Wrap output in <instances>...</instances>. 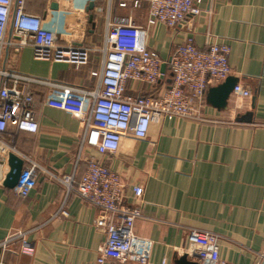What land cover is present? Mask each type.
Instances as JSON below:
<instances>
[{
	"label": "crops",
	"instance_id": "crops-1",
	"mask_svg": "<svg viewBox=\"0 0 264 264\" xmlns=\"http://www.w3.org/2000/svg\"><path fill=\"white\" fill-rule=\"evenodd\" d=\"M119 1L24 0V10L40 16L55 31L57 43L69 41L89 49L85 64L34 58L29 43L18 46L8 22L0 69L45 81L25 84L35 102L38 130L15 135L17 153L61 175L74 171L75 182L88 156L117 171L124 184L123 202L142 213L133 225V251L141 252L146 262L131 264H184L179 260L183 254L189 262L196 261L187 239L191 229L219 236L224 264H264V0H200V12L187 16L180 28L147 26L146 2L132 8L120 7ZM114 17H129L143 28V43L165 63V76L155 87L127 80L125 95H148L155 88L161 93L170 82L169 56L185 35H191L198 47L214 38L229 47V75L248 88L250 96L229 94L220 110L206 102L203 120L152 122L143 138L123 135L114 153L99 154L84 146L74 168L83 123L46 104L47 97L63 93L49 83L88 90L98 86L92 73L101 68V48ZM246 112L252 114L251 122L235 120ZM7 170L0 156V242L13 232L35 229L24 235L25 244L19 238L0 249V264H96L104 239L94 225L96 208L74 191L67 195L42 171H37L27 195L20 196L2 184ZM132 185L141 187L139 197L133 195Z\"/></svg>",
	"mask_w": 264,
	"mask_h": 264
},
{
	"label": "built area",
	"instance_id": "built-area-1",
	"mask_svg": "<svg viewBox=\"0 0 264 264\" xmlns=\"http://www.w3.org/2000/svg\"><path fill=\"white\" fill-rule=\"evenodd\" d=\"M143 2L148 6L147 26L163 23L170 28H180L187 16L200 12V0H120L118 5L139 8ZM23 6L24 0H0V56L6 43L7 24L11 21L18 46L29 43L34 58L77 65L86 63L87 47L69 41L57 43L55 31L44 25L40 16L26 12ZM109 26L110 32L101 48V68L92 73L99 80L95 89L47 82L63 89V93L47 97L46 104L72 114L83 123L74 168L84 146L94 148L99 154L114 153L123 135L131 133L143 138L152 122L175 118L203 120L207 88L222 82L230 73L226 44H220L214 38L202 48L196 46L191 35H185L166 62L170 82L165 89L161 93L155 88L148 95L127 96L124 94L127 80H138L155 87L164 78L165 72L160 69L162 60L155 50L143 43L145 30L129 17H114ZM31 81L45 82L0 69V156L6 159L7 153L13 152L23 160L13 189L20 196H26L36 183L37 171L44 172L62 185L67 195L74 191L96 208L94 225L104 236L96 264L145 263L146 257L133 251L137 242L133 225L142 213L138 206L123 202L124 184L117 171L88 156L85 169L75 182L74 171L61 175L40 166L29 156L17 153L15 135L38 130L35 102L25 85ZM230 94L246 98L251 92L241 84H235ZM131 191L135 197L142 192L139 185H132ZM59 210L64 212L62 207ZM33 229L13 232L0 242V249L6 250L19 238L25 244L24 235ZM187 239L198 264H224L219 258L217 234L191 229Z\"/></svg>",
	"mask_w": 264,
	"mask_h": 264
},
{
	"label": "water",
	"instance_id": "water-1",
	"mask_svg": "<svg viewBox=\"0 0 264 264\" xmlns=\"http://www.w3.org/2000/svg\"><path fill=\"white\" fill-rule=\"evenodd\" d=\"M89 19H92L91 15L89 16ZM160 69L162 73L165 72V63L161 64ZM235 84L236 78L228 75L222 82L209 86L205 97L207 104L215 107L217 110L225 108L229 94ZM235 120L241 122H251L252 114L250 112L239 114L236 116ZM5 160L8 170L2 179V184L7 188H13L19 179L23 167V160L13 152L7 153ZM179 260L184 264H198L196 261L189 262L186 259V254L181 255Z\"/></svg>",
	"mask_w": 264,
	"mask_h": 264
}]
</instances>
